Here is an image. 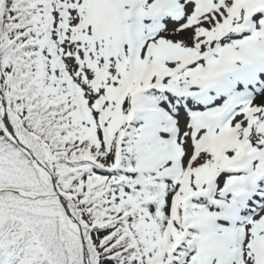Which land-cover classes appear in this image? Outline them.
<instances>
[{
	"label": "snow or ice",
	"instance_id": "6c2138e0",
	"mask_svg": "<svg viewBox=\"0 0 264 264\" xmlns=\"http://www.w3.org/2000/svg\"><path fill=\"white\" fill-rule=\"evenodd\" d=\"M0 264H264V0H0Z\"/></svg>",
	"mask_w": 264,
	"mask_h": 264
}]
</instances>
